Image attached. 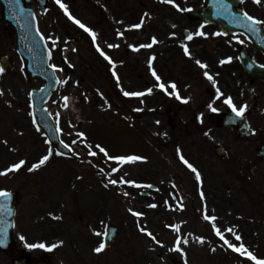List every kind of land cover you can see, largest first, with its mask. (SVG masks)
<instances>
[{"label": "rangeland", "instance_id": "obj_1", "mask_svg": "<svg viewBox=\"0 0 264 264\" xmlns=\"http://www.w3.org/2000/svg\"><path fill=\"white\" fill-rule=\"evenodd\" d=\"M125 2L129 4L130 0ZM69 4L75 5L77 11L71 16L87 27L85 19L93 16L85 2L75 0ZM170 4H178L180 11L165 7L168 9L161 14L165 15H157L155 20L147 12H137L139 20L135 24L142 22L139 28L125 24L113 36L103 39L100 24L93 25L92 31L97 35L86 43L87 34L78 25L69 32V38H60L55 44L67 53L66 61L62 64L55 55L50 62L56 66L59 84L46 106L61 139L72 150L69 158L55 154L32 124L29 91L43 83L24 73L12 39L1 32L0 47L16 61V66L4 76L0 73V172L20 160L25 164L0 175V190L17 194L18 217L28 220V237L47 239L29 242L57 245V256L48 264H256L247 254L229 248L216 235L217 229L236 247L243 244L257 260H264V166L240 170L234 155H243V162L251 158L240 143L232 145L229 159L214 154V143L228 148L231 136L211 125L200 129L207 119L199 118L203 125H198V105L210 99L199 82L201 76H206L198 68L181 69L180 63L172 67L173 72L164 65L168 61L167 50H179L167 42L182 39V27L186 25L183 10L187 5L181 6L178 0ZM158 19H180L181 24L163 26ZM172 28L177 32L168 37ZM153 37L157 43L152 47H140L151 44ZM109 44L118 47L109 48ZM153 70L160 81L152 75ZM65 80L67 83H61ZM159 83H164L167 91L159 88ZM172 83L176 84L175 89L171 88ZM148 89H152L151 94H147ZM125 91L146 94L131 97L125 96ZM69 95L79 99L74 113L61 110L62 100ZM168 108L177 109L172 112L171 122L165 114ZM95 145L104 147L108 156ZM50 152L45 165L28 170ZM181 155L200 173L199 180L180 159ZM109 156L142 159L120 163ZM113 168L118 171L113 172ZM121 178L135 184L122 183ZM110 180L117 183L111 184ZM156 208L162 210L158 212ZM134 212L142 215L137 217ZM206 214L216 219L206 220ZM110 224L119 226V233L109 248L97 253L94 249L102 235L95 233L103 234ZM140 227L146 232H141ZM147 231L161 243L153 241ZM237 235L241 240L235 239ZM177 237L188 243H181V252L169 251ZM6 260L0 256V264H6Z\"/></svg>", "mask_w": 264, "mask_h": 264}, {"label": "flooded vegetation", "instance_id": "obj_2", "mask_svg": "<svg viewBox=\"0 0 264 264\" xmlns=\"http://www.w3.org/2000/svg\"><path fill=\"white\" fill-rule=\"evenodd\" d=\"M62 1L67 6L68 13H73V15L77 14V11H74L75 5L69 4L70 1L74 3L75 0ZM83 1L86 4L85 7L88 9V13L93 16V18L85 19L87 20L86 23L88 27L92 29L93 25L100 24L101 37L103 39L104 37L113 36L117 33L118 29L122 28L125 24L131 25L137 23L139 20L138 18L136 19L137 12H147V16L150 15L152 17L151 20H155L157 19V15L163 17L165 14L161 15L162 11L168 8L174 11H180L177 7L178 4L172 5L165 2L155 3L154 0H130L129 4L126 3L125 0ZM183 1L185 3L181 2V0H178V3L181 4V6H183V4L187 5L183 10V15L186 20L185 26L189 31V35L193 37L191 40L184 37V40L188 43L189 54L191 53L192 56L180 50L182 43L179 41H177V43H172L176 45V47L178 46L179 50L171 51L168 47V44H171V41H169L166 46V48H169V50H167L168 61L164 62V65H167L172 72V67L180 63L181 69L185 68L186 70L192 71L198 68L202 73L207 71L209 75L213 77L215 83L205 77L199 81L201 86L205 88L204 91L209 92L212 98L203 100L199 106L198 116H201L203 119L209 118L214 121L219 129H222V123L226 115L230 113L235 119L232 130L230 131L233 139L236 142H244L245 147L253 149L252 151L256 156V161L254 162H243L238 158L240 161L238 162L239 169L251 171L253 166H258V164L264 166V160L257 157V150L264 144V46L262 50H259L253 45L248 36L243 33L222 34L215 24L207 23L203 20L193 21L189 19L184 14L185 9L192 7L196 10H203L206 5V0H196L195 3H192V0ZM238 3L243 15L247 12L255 19L264 21V0H261L260 3H255L254 0H238ZM29 4L36 10L38 31L44 37L48 45L50 57L53 58L55 55L61 56L63 48L60 46L55 47L52 43L55 41L56 44L60 38H69V32L74 30V25L69 21V15L57 4L56 0H28V2L25 1L24 3L25 6ZM148 11L153 12L149 14ZM155 11H158V13L156 14ZM158 22L163 26L174 25L175 27H179L181 24L180 19H158ZM251 23L255 30L257 29L259 31L261 40L264 41V24H253L252 21ZM2 31H4L8 38H12L11 31L6 24L0 20V36ZM200 31L204 32L205 35H196V33ZM176 32L177 30L172 28L167 33L168 37H171L173 34L175 35ZM218 32L221 33V35H214V33ZM49 37L52 39H49ZM227 38H231L228 43L225 42ZM0 41H2V38H0ZM241 41L243 42L241 43ZM239 50L246 53L247 56L261 68V78L254 76L244 69L239 61ZM6 53L5 48L2 50L0 47V56ZM229 57H231L230 62L224 64L220 63V61L227 60ZM196 60L206 64L207 68H202L196 63ZM135 69L137 68L135 67ZM221 93L223 95H221ZM227 97L232 98L237 108L242 105H247V109L242 117L236 116L231 107L224 103ZM212 108L217 110L212 111ZM170 109L168 112H170ZM243 117L244 119L246 118L249 123V131L247 136L240 138L237 135V128L234 124L237 123L238 119H243ZM232 144V141L229 142L230 151L232 149ZM252 151H249L248 154L252 155ZM234 157H236V155H234ZM18 218L17 213L15 230L13 231L12 248L3 253L7 259L6 264H12L16 259L24 260L27 264H48L52 262L57 256V251L49 247L48 241H46L47 251L37 253L36 247H30L32 250H29L28 245H37L34 243L36 240L37 242H43L47 239L43 236L38 237V235L37 237L29 238L28 234H26V232H28V220L24 219L23 221L22 218L18 220ZM80 218H82V216ZM17 230L20 232L19 236L24 239L17 236ZM29 240L35 241L29 242Z\"/></svg>", "mask_w": 264, "mask_h": 264}, {"label": "water", "instance_id": "obj_3", "mask_svg": "<svg viewBox=\"0 0 264 264\" xmlns=\"http://www.w3.org/2000/svg\"><path fill=\"white\" fill-rule=\"evenodd\" d=\"M0 2L2 4L1 18L3 21L7 22L16 33L14 44L22 58L27 73L32 77L37 76L45 81V87L39 91L34 90L31 92L34 119L49 141L55 145V148L61 153L68 155L69 150L60 142L54 123L43 107V104L47 101L52 90L55 88L57 80L53 71L47 68V52L42 41L37 36L35 19L31 13V9L27 11L21 9L22 3L20 0L18 4L10 3L9 0H0ZM219 23L222 29L229 31L227 30L228 26L223 24L222 21ZM241 25V23L236 22L233 26L240 28ZM0 62L2 65H9V67L13 66L6 58L0 59ZM9 196L11 197V195ZM0 205H2V207H0V218L8 223L7 229L9 230L14 200H10L9 197H0ZM6 223L0 227H6ZM0 230L2 229L0 228ZM9 231H7V233H9ZM116 231L117 227H109L104 239L106 246L111 244ZM0 246H4L2 241H0Z\"/></svg>", "mask_w": 264, "mask_h": 264}, {"label": "snow or ice", "instance_id": "obj_4", "mask_svg": "<svg viewBox=\"0 0 264 264\" xmlns=\"http://www.w3.org/2000/svg\"><path fill=\"white\" fill-rule=\"evenodd\" d=\"M9 2H10V3H17V4H18V3H19V0H9ZM56 2H57V4H59V6H60L62 9H64L65 13L69 15V18H70V19H73L74 22H75L76 24H78L80 28H83L85 31L91 33L93 39H95V37H96V35H97L95 32H93L90 28H87V27H86L83 23H81L78 19H75L74 17H72L71 14L68 13L67 6H66L65 4H63V3L61 2V0H56ZM163 2H165V3H173V0H163ZM254 2H255V3H260L261 0H254ZM177 7H179V6L177 5ZM223 9H224V11H228V6H227L226 4L223 5ZM244 16L247 18L248 21H252L253 24H264V21H261V20L255 19L254 17H252L251 15H249L247 12L244 13ZM141 24H142V22H141ZM141 24H135V25H133L132 27H133V28H139V27H141ZM245 26H246V27H250V26L247 25V24H246ZM173 27H175V26L173 25ZM118 34H119V35H123L122 33H118ZM173 35H174V34H173ZM196 35L204 36L205 33L202 32V31H200V32H197ZM214 35L219 36V35H221V33H219V32H218V33H214ZM43 38H44V37L41 36V39H43ZM192 38H193L192 35H189V36L187 37L188 40H191ZM49 39H52V38L49 37ZM242 42H243V41H241V43H242ZM53 43H55V41H53ZM155 43H157V40H156L155 37H153V38H152V43H151V44H148V45H140V47H152L153 44H155ZM108 47H109V48H112V47H118V45H111V44H109ZM97 50L100 51L99 46H97ZM134 50H138V49H137V48H134ZM184 52H185L186 54H189V50H188L187 46H184ZM101 55H102V56H105V59H108L109 62L111 63L110 58L107 57V56L103 53V51H101ZM152 59L154 60L155 58L153 57ZM230 60H231V57L227 58V60H222V61H220V63H221V64H224V63H226V62H230ZM196 63H197L198 65H200L202 68H207V65H206V64H203V63H202L201 61H199V60H196ZM149 64L151 65V60L149 61ZM55 67H56V66L53 65V68H55ZM60 70L62 71V69H60ZM3 71H4V69H3V68H0V73H2ZM152 75L156 78L157 81H160V77L156 74L155 70L152 71ZM204 75H205L209 80H212L213 83H215V81L213 80V77H212L211 75H209V73H208L207 71L204 72ZM61 83H67V80H65V81H61ZM158 87L161 88V89H164L165 91H167V89L165 88V84H164V83H159V84H158ZM171 88H172V89H175V88H176V84H175V83H172V84H171ZM218 91H219V90H218ZM151 92H152V89H148V90H147V94H151ZM2 94H3V93L0 92V95H2ZM123 94H124L125 96H131V97H142V96H144L146 93H145V92H135V91H134V92H127V91H125ZM169 94L171 95V94H173V93H169ZM176 95H177V98H179L178 93H177ZM221 95H223V94L221 93ZM66 99H67V98H65V100H66ZM224 103L227 104L229 107H231L232 111H233V112L236 114V116H238V117H242V116L244 115L246 109H247V105H242V106H240L239 108H237V106L233 103V100H232L231 97H227V98L224 100ZM216 110H217V109L212 108V111H216ZM136 111H142V109H136ZM156 123H159V121H157ZM80 135L83 136L84 134H83V133H80ZM5 143H7V141H5ZM95 147L99 150L100 153H103L105 156H108V152H107V150H106L104 147H102V146H100V145H95ZM90 154L93 155V156L96 155L95 152H91ZM50 156H51V152H50L49 154H47V155H44L42 158H40V159L38 160V162L35 163V164H33L28 170L31 172V171H33V170L39 169L41 166L45 165V163L49 160ZM109 159L116 160L117 162H120V163H127V162H135V161H137V160H141L142 157H139V156H109ZM180 159H181V160H182V161H183V162H184V163H185V164H186V165H187V166L193 171V173H195L197 180H199V179H200V173H199V172H198V171H197V170H196V169H195L190 163H188V161L185 160L184 157H183L182 155H181ZM24 164H25V161H24V160H20L18 163H15V164L11 165V166H10L8 169H6L5 171L0 172V175H7L9 172H12V171H15V170H19ZM112 171H113V172H116V171H118V169L113 168ZM120 182H122V183L135 184L134 181H124L123 178H121V181H120ZM109 183H111V184H116L117 181H116V180H110ZM107 186H108V185L106 184L105 187H107ZM148 187H151V185H148ZM9 195H10L9 192H7L6 190H0V197H2V198H6V197H8ZM124 195L127 196L128 193L125 192ZM201 196L203 197V192H201ZM0 207H2V205H0ZM149 207H155V205H149ZM129 211H132V210L130 209ZM133 214H134L135 216H137V217H139V216L142 215V213H140V212H134ZM56 218L59 219V217H56ZM204 218H205L206 220H207V219H212V220H215V219H216L215 217H209L207 214L205 215ZM139 230H140L141 232H146V229H145L144 227H140ZM177 230H178V229H177ZM228 231L231 232L232 229H228ZM146 234H147L149 237H151V239H152L153 241H155L157 244H160V243H161L159 240L156 239V237L152 234L151 231H147ZM95 235H97V236L105 235V236H106L107 233L105 232V233L102 234V233H100V232H97V233H95ZM216 235L220 236V238H221L222 240H224V243H225L229 248H231V249H233L234 251L240 253L241 255L247 254V256H248L249 258H251L252 260L256 261V264H264V260H257V258H256L251 252H249V251L245 248V246H244L243 244H241L240 247H236L233 243H230L228 240L224 239V236H223V234L221 233V231H220L219 229L216 230ZM21 239H24V238L21 237ZM197 239H198V241H199L200 243H203V242H204L202 238H197ZM235 239H236L237 241H239V240H241V237H240L239 235H237V236L235 237ZM61 243H62V242H61ZM181 243L187 244V243H188V240H187V239H184L183 241H181V238H180V237H177V239H176V241H175V246H174L173 248H170L169 251L181 252V251H182V248L180 247ZM161 246H163V245H161ZM29 247L45 248L46 245H44V244H39V245H29ZM51 247H52V248H55V247H57V245L53 244ZM105 247H106L105 242H104V241H101V242L99 243V246L96 247V248L94 249V251L97 252V253H100L102 250L105 249ZM213 251H214V249H213ZM185 264H187V261H185Z\"/></svg>", "mask_w": 264, "mask_h": 264}, {"label": "bare ground", "instance_id": "obj_5", "mask_svg": "<svg viewBox=\"0 0 264 264\" xmlns=\"http://www.w3.org/2000/svg\"><path fill=\"white\" fill-rule=\"evenodd\" d=\"M155 210H157L158 212L161 211L162 209L161 208H156Z\"/></svg>", "mask_w": 264, "mask_h": 264}]
</instances>
